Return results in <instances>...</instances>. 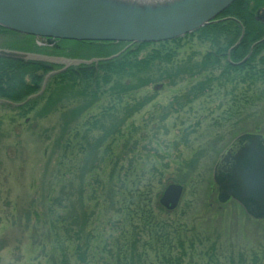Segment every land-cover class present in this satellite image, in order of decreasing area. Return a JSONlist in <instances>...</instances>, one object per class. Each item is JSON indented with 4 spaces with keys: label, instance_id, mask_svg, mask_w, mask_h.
Listing matches in <instances>:
<instances>
[{
    "label": "trees",
    "instance_id": "1",
    "mask_svg": "<svg viewBox=\"0 0 264 264\" xmlns=\"http://www.w3.org/2000/svg\"><path fill=\"white\" fill-rule=\"evenodd\" d=\"M260 7H264V0H235L219 16L221 20L184 36L156 43L55 39L84 48L98 46L107 51H114L117 43L126 45L110 58L59 71L58 65L49 62L0 56V106L11 105L20 117H27L25 122L30 116L38 121L49 115H58L57 123L45 129L47 140H51L52 158L59 159L58 166L50 169L47 163L44 174L50 175L48 182L52 184L45 187L47 180L42 179L44 186L40 192L46 207L52 201L55 209L44 216L35 212L37 220L33 231L37 238L35 242L42 245L43 252L50 249L51 264H73L71 257L75 255L83 264H94L95 251L100 247L104 250L109 247L116 264H221L215 256L216 242L202 252L207 261L197 259L193 250L197 243H201L200 234L188 235L186 224L161 220L153 208L168 213L177 210L182 198L173 210L163 207L159 198L170 183L181 184L184 193L185 184L192 183L198 173L204 151L198 150L191 158L178 161L177 175L164 183V173L158 163L143 156L149 151L146 150L149 144L145 141L146 136L139 127L137 138L134 133L137 127L129 120L153 101L155 94L146 92L148 87L155 91L156 85L163 87L164 83L187 82L185 89L174 95L168 104L162 106L158 116L153 117L156 127L165 128L164 123L171 114L180 112L187 104L212 91L215 85L233 83L234 88L229 93L236 101L239 95L233 94V90L242 83L243 100L252 103H246L240 111L228 109V118L241 115L244 122L252 120L253 125L238 127L224 148L245 132H259L264 136L261 125L264 107H259L262 111L258 109L264 101V40H261L264 38V22L256 18ZM0 30L15 33L1 27ZM191 37L199 43H207L209 49L200 57H195V52L181 57V49L190 42L183 47L180 43ZM240 37L239 44L234 47ZM55 46L56 55H69L64 46ZM103 97L100 111L90 113ZM250 110L253 112L247 113ZM82 119L85 120L81 122ZM195 130V127L183 130V144L189 143V134ZM166 162L162 161L165 167L169 165ZM147 165H150L149 169H146ZM156 178L163 187L154 198L152 185ZM202 181L206 182L204 204L232 202L240 206L232 199L220 202L214 179ZM102 208L116 210L118 215L114 216L112 226L113 219L100 220L106 219L105 213L97 212ZM25 212L26 220L22 224L31 228L34 226L33 211ZM42 218L44 224L40 231L37 225ZM108 231L110 233L106 234ZM95 232L100 233L98 242ZM229 262L264 264V251L251 255L245 252L231 254Z\"/></svg>",
    "mask_w": 264,
    "mask_h": 264
},
{
    "label": "rangeland",
    "instance_id": "2",
    "mask_svg": "<svg viewBox=\"0 0 264 264\" xmlns=\"http://www.w3.org/2000/svg\"><path fill=\"white\" fill-rule=\"evenodd\" d=\"M186 42H190V44L181 49L180 55L184 58L187 53L193 52L196 53L195 57H200V54L209 49L207 43H199L195 37L183 40L180 43L181 46L183 47ZM56 44L64 46L65 52L69 55H56L54 50L57 49ZM125 46L117 43L114 46V49L116 48L114 51H107L108 49L98 46V48L95 46L84 48L69 42L0 30V48H19L38 53L43 58L47 56L63 57L66 60H84L94 63L97 62L95 59L109 57ZM91 62H83L82 64H91ZM58 66L61 68L65 64H58ZM186 85V81L177 85L164 83L163 87L161 86L155 91L151 89L152 87H148L146 92L155 94L153 101L129 120L137 127V131H134L137 138L140 133L139 127L146 136L145 141L149 144H144L147 145L146 150L149 151H145L143 156H149L152 161L158 163L164 173V183L177 175L178 161L191 158L198 150L204 151L198 173L194 175L195 179L192 183L185 184L182 201L177 210L168 213L160 211L154 206V212L161 220L186 224L189 227L190 234L188 235L200 234L201 243H197L193 252L195 257L201 261H207L202 252L213 242H216L217 245L215 256L221 264H230L231 254L239 252H245L248 255L253 252L262 253L264 251V221L249 217L240 206L232 202L213 205L204 204L203 201L206 182L202 180L205 178L213 180V166L218 154L232 139L234 131L239 129L238 127L244 125L251 127L253 125L252 120H247L248 123L244 122L241 115L235 114L232 118H228V109L234 108L235 111H240L246 107V103L251 105L252 101L243 100L244 85L242 83L233 90V94L239 95L236 101H234L233 95L229 93V90L231 92V89L234 88L233 83L225 86L215 85L212 91H208L193 103L187 104L186 107L179 110L180 112L171 114L164 123L165 128L156 127L153 117L158 116L162 106L168 104L174 95L182 92ZM103 101L104 97L92 107L90 113L100 111ZM259 107H264V101L258 105V109L261 110ZM13 109L11 105L0 106V123H2L0 129V264H51L50 249L43 252L42 245L35 242L37 238L34 237L33 231L36 226L35 220H37L35 212L44 216L50 214V210L55 209L51 205L52 201L48 202L46 207L40 192L44 186L42 179L47 180L45 187L48 183L52 184L48 182L50 175L44 174L47 163L49 162L50 169L58 166L59 159L56 161L55 158H52L51 140H47L45 134V129H49L57 123L58 115H49V117L38 121L30 116L28 122H25L27 117H20L19 112ZM252 112L250 110L247 113ZM239 117H242L241 121L235 124ZM85 119H82L81 122ZM236 125L238 126L236 127ZM261 125L264 134V121H261ZM186 127H195L196 129L195 132L189 134L187 145L181 141V134ZM176 141L179 145L175 144ZM162 161L163 163L167 161L169 165L165 167ZM149 168L150 165H147L146 169ZM145 183L143 180V184ZM128 187H132V185ZM162 187L163 184L156 178L154 185H152L154 198ZM26 210L33 211L32 223L34 226L31 228L22 224V221L26 220L24 214ZM100 211L102 214L105 213L106 218L100 220L105 222L111 218L113 219L112 226L114 216L118 215L116 210L102 208V210L97 211L98 214ZM43 220L44 218L37 225L40 231L43 230ZM108 233L110 232L108 231L106 234ZM99 234L98 232L94 233L97 236L95 237L97 242L100 238ZM108 248L106 250L101 247L96 249L95 258H93L94 264H116L110 256L111 253ZM190 251L192 252V250ZM71 260L73 264H83L79 262L76 255L71 257ZM202 263L200 262V264Z\"/></svg>",
    "mask_w": 264,
    "mask_h": 264
},
{
    "label": "water",
    "instance_id": "3",
    "mask_svg": "<svg viewBox=\"0 0 264 264\" xmlns=\"http://www.w3.org/2000/svg\"><path fill=\"white\" fill-rule=\"evenodd\" d=\"M144 1L146 0H0V27L51 39L161 42L184 36L208 23L221 20L218 17L235 0ZM256 18L264 22V7L257 10ZM0 56L65 64L57 71L91 62L66 60L63 57L43 58L38 53L11 48H0ZM248 56L249 54L243 61ZM107 58L110 57L95 60ZM161 86L157 85L155 89ZM213 179L220 202L233 199L249 216L264 219L262 133L245 132L231 141L218 156ZM183 190L179 183L168 184L159 198L160 204L168 210L177 208Z\"/></svg>",
    "mask_w": 264,
    "mask_h": 264
},
{
    "label": "bare ground",
    "instance_id": "4",
    "mask_svg": "<svg viewBox=\"0 0 264 264\" xmlns=\"http://www.w3.org/2000/svg\"><path fill=\"white\" fill-rule=\"evenodd\" d=\"M149 1H151V2H155V1H162V0H146V1H144V2H149Z\"/></svg>",
    "mask_w": 264,
    "mask_h": 264
}]
</instances>
